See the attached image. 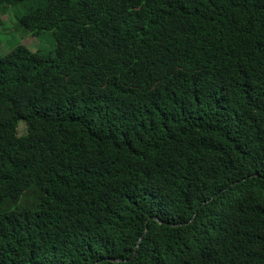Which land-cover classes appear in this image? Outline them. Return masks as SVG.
<instances>
[{
  "label": "trees",
  "instance_id": "16d2710c",
  "mask_svg": "<svg viewBox=\"0 0 264 264\" xmlns=\"http://www.w3.org/2000/svg\"><path fill=\"white\" fill-rule=\"evenodd\" d=\"M7 9L0 264H264V0Z\"/></svg>",
  "mask_w": 264,
  "mask_h": 264
},
{
  "label": "rangeland",
  "instance_id": "374dc122",
  "mask_svg": "<svg viewBox=\"0 0 264 264\" xmlns=\"http://www.w3.org/2000/svg\"><path fill=\"white\" fill-rule=\"evenodd\" d=\"M18 13L23 12L19 8ZM15 10L7 9L0 14V55L7 53L12 47L22 45L31 51L36 49L51 50L53 48V38L51 32H41L37 36L32 35L21 28L19 30L14 29V25L17 23L15 18ZM28 34V35H24ZM35 36V37H34ZM53 42V43H52ZM24 126L19 125L18 133H22Z\"/></svg>",
  "mask_w": 264,
  "mask_h": 264
},
{
  "label": "water",
  "instance_id": "95a60500",
  "mask_svg": "<svg viewBox=\"0 0 264 264\" xmlns=\"http://www.w3.org/2000/svg\"><path fill=\"white\" fill-rule=\"evenodd\" d=\"M138 244H139V241H138V243H137V246H138ZM137 246H136V248H135V250H134V253L136 252ZM112 261H115V260H112Z\"/></svg>",
  "mask_w": 264,
  "mask_h": 264
}]
</instances>
